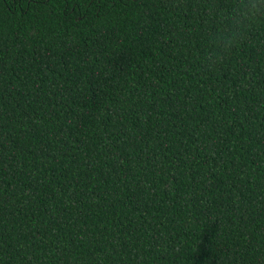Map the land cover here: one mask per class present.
Segmentation results:
<instances>
[{
	"label": "trees",
	"instance_id": "1",
	"mask_svg": "<svg viewBox=\"0 0 264 264\" xmlns=\"http://www.w3.org/2000/svg\"><path fill=\"white\" fill-rule=\"evenodd\" d=\"M0 264H264V0H0Z\"/></svg>",
	"mask_w": 264,
	"mask_h": 264
}]
</instances>
